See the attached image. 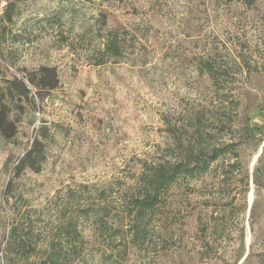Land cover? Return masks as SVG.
<instances>
[{"label":"rangeland","instance_id":"1","mask_svg":"<svg viewBox=\"0 0 264 264\" xmlns=\"http://www.w3.org/2000/svg\"><path fill=\"white\" fill-rule=\"evenodd\" d=\"M109 31L120 54L102 63ZM203 61L228 71L222 89ZM14 77L29 91L0 137V264H42L64 211L119 207L142 163L188 138L232 150L178 180L124 264H264V0H8L1 93ZM36 141L39 170H17ZM78 224L86 247L103 243Z\"/></svg>","mask_w":264,"mask_h":264},{"label":"trees","instance_id":"2","mask_svg":"<svg viewBox=\"0 0 264 264\" xmlns=\"http://www.w3.org/2000/svg\"><path fill=\"white\" fill-rule=\"evenodd\" d=\"M120 49L121 43L117 32L109 31L104 38L105 57L102 63L118 56ZM201 71L210 77L218 90L223 88V78L229 74L226 70L216 68L211 61H203ZM30 82L41 86L34 78H31ZM6 83L9 93H1L4 89H0V137L12 138L17 132L16 119L11 115L17 106L15 99L27 96L29 89L24 80L18 77L7 80ZM14 89L19 93H11ZM196 133L202 135L199 128L196 129ZM177 145L178 154L171 153L161 161L142 163L134 187L124 196L119 207L91 203L79 207L71 216L68 211H64L53 238L47 243L42 264H75L84 260L83 251L91 257L98 255L99 264H124L130 247L146 236L152 219L164 206L169 191L178 180L182 177L199 178L206 174L221 156L232 150L230 146L221 147L215 144L208 146L201 141L194 142L190 138L178 140ZM43 159L44 152L40 141H36L20 160L17 170L24 167L39 170ZM80 218L90 222L95 240L102 238L103 243L86 247V241L79 229ZM11 236L20 249H29L28 235L19 236L15 227Z\"/></svg>","mask_w":264,"mask_h":264},{"label":"built area","instance_id":"3","mask_svg":"<svg viewBox=\"0 0 264 264\" xmlns=\"http://www.w3.org/2000/svg\"><path fill=\"white\" fill-rule=\"evenodd\" d=\"M7 6H8V0H0V26L2 24Z\"/></svg>","mask_w":264,"mask_h":264},{"label":"water","instance_id":"4","mask_svg":"<svg viewBox=\"0 0 264 264\" xmlns=\"http://www.w3.org/2000/svg\"><path fill=\"white\" fill-rule=\"evenodd\" d=\"M263 147H264V144H263V146H262V148H261L260 153L255 157V159H254V161H253V163H252L253 166H254V164L256 163V161L258 160L259 156L261 155V153H262V151H263ZM252 202H253V193H251V198H250V209H251V206H252Z\"/></svg>","mask_w":264,"mask_h":264}]
</instances>
